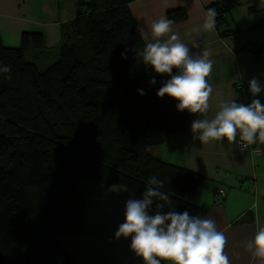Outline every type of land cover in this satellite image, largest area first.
<instances>
[{"label": "trees", "instance_id": "1", "mask_svg": "<svg viewBox=\"0 0 264 264\" xmlns=\"http://www.w3.org/2000/svg\"><path fill=\"white\" fill-rule=\"evenodd\" d=\"M132 1L79 2L43 69L26 60L40 34L23 33L18 48L0 41V264H72L58 237L81 230L78 182L122 186L176 222L203 211L204 178L147 153L188 129V100L181 58H149ZM234 5L206 7L220 37L235 32L220 30Z\"/></svg>", "mask_w": 264, "mask_h": 264}, {"label": "crops", "instance_id": "2", "mask_svg": "<svg viewBox=\"0 0 264 264\" xmlns=\"http://www.w3.org/2000/svg\"><path fill=\"white\" fill-rule=\"evenodd\" d=\"M87 1L0 0V41L18 48L23 33L40 34L42 48L31 49L30 58L45 68L57 59L79 2ZM215 1L129 4L149 58H181L188 100V129L147 153L204 178L203 211L176 222L130 200L122 186L78 182L81 230L58 237L72 264H264V153L252 151L259 141L249 150L237 146L264 133V0H234L220 30L235 32L224 38L206 11ZM173 9L185 19L170 24Z\"/></svg>", "mask_w": 264, "mask_h": 264}, {"label": "built area", "instance_id": "3", "mask_svg": "<svg viewBox=\"0 0 264 264\" xmlns=\"http://www.w3.org/2000/svg\"><path fill=\"white\" fill-rule=\"evenodd\" d=\"M264 133H262L261 135L257 136L256 138H244V139H240L237 142V146L240 150H249L252 148V145L255 141H259L261 142V147L260 148H252V151L255 154H259L262 155L264 153ZM218 196H221L220 191H217Z\"/></svg>", "mask_w": 264, "mask_h": 264}, {"label": "rangeland", "instance_id": "4", "mask_svg": "<svg viewBox=\"0 0 264 264\" xmlns=\"http://www.w3.org/2000/svg\"><path fill=\"white\" fill-rule=\"evenodd\" d=\"M26 60H28V61H32V59L29 57V56H26ZM54 60V59H53ZM33 62V61H32ZM52 62V61H51ZM38 66H39V68L40 69H43V67H42V65H40V63H36ZM49 64H51V63H49Z\"/></svg>", "mask_w": 264, "mask_h": 264}]
</instances>
